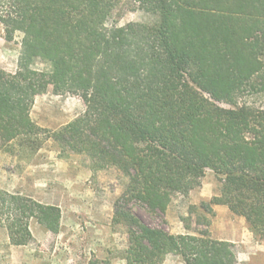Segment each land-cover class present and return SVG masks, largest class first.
I'll return each instance as SVG.
<instances>
[{"label": "trees", "instance_id": "obj_1", "mask_svg": "<svg viewBox=\"0 0 264 264\" xmlns=\"http://www.w3.org/2000/svg\"><path fill=\"white\" fill-rule=\"evenodd\" d=\"M119 0H0L7 36L23 39L15 73L0 69V150L17 142L36 152L52 140L87 156L95 169L128 178L122 200L151 214L188 196L207 170L226 205L264 240V0H129L154 23L119 25ZM37 61L49 68L37 70ZM47 85L80 96L85 111L51 131L30 112ZM57 232L61 210L0 188V225L15 246L33 240L30 221ZM128 227L127 264H239L233 244L207 231L172 234L148 225L118 201ZM207 225L210 221L207 220Z\"/></svg>", "mask_w": 264, "mask_h": 264}, {"label": "rangeland", "instance_id": "obj_2", "mask_svg": "<svg viewBox=\"0 0 264 264\" xmlns=\"http://www.w3.org/2000/svg\"><path fill=\"white\" fill-rule=\"evenodd\" d=\"M119 25L129 22L154 23L158 20L153 13L140 8L128 10L129 0H119ZM23 34L15 32L7 36L6 26L0 21V69L15 73L19 65ZM34 69L45 70L49 66L37 61ZM240 103L264 105V95L242 94ZM83 99L67 91L65 87L47 85L35 97L30 115L40 127L55 131L84 113ZM128 184V178L115 167L95 169L85 155L62 151L52 140L44 142L36 152L10 143L0 150V187L9 192L29 196L43 204L58 206L61 210L60 227L57 232L47 230L35 218L30 221L33 240L23 246L10 243L5 227L0 225V264H127L126 251L129 246L127 224L116 221L115 204H120L138 214L148 225L165 229L172 234L207 231L215 238V230L228 228L218 221L213 213L206 214L201 208L203 202L194 203L192 191L217 196L221 184L211 170L201 179V185L188 196L173 198L166 213L151 214L139 202L121 199ZM213 196V197H214ZM235 222L247 227L251 238L264 246L250 230L245 221ZM232 218L235 220L236 215ZM244 218V217H243ZM207 220L210 225H207ZM241 222V223H240ZM217 225V226H216ZM239 264H264V249L253 253L247 261L242 244H233ZM167 264H185L178 255H170Z\"/></svg>", "mask_w": 264, "mask_h": 264}, {"label": "crops", "instance_id": "obj_3", "mask_svg": "<svg viewBox=\"0 0 264 264\" xmlns=\"http://www.w3.org/2000/svg\"><path fill=\"white\" fill-rule=\"evenodd\" d=\"M3 189L2 187H0ZM6 191H9L7 189H3ZM213 194H206L205 192L199 193L197 191H192L190 193V198H192V201L194 203H197L198 201H209L213 198ZM214 210L217 213V218L218 221H221L225 223V225L228 226V228L224 230L217 229L215 230V238L217 240H223V241H228L232 244H242V249L245 252L243 254V261H247L249 257L257 252V251H262L264 249V246H262L260 243H256L254 240L251 238L250 231L248 230L247 227L242 226H237L234 223L241 221L239 217L236 216V219L234 220L232 216L234 215L228 206L226 205H215ZM242 221H246L245 218L240 217ZM241 223V222H240ZM217 226V225H216ZM31 230V229H30ZM173 254L167 255L165 261L163 264H167L169 261V256Z\"/></svg>", "mask_w": 264, "mask_h": 264}]
</instances>
